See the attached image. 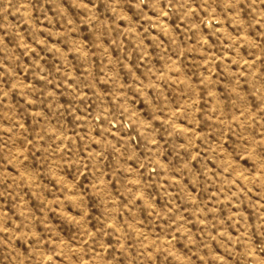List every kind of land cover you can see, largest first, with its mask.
<instances>
[{
  "label": "rangeland",
  "instance_id": "1",
  "mask_svg": "<svg viewBox=\"0 0 264 264\" xmlns=\"http://www.w3.org/2000/svg\"><path fill=\"white\" fill-rule=\"evenodd\" d=\"M0 264H264V0H0Z\"/></svg>",
  "mask_w": 264,
  "mask_h": 264
}]
</instances>
